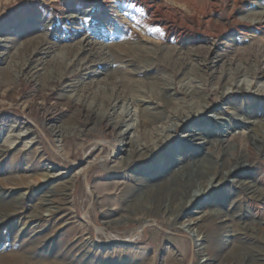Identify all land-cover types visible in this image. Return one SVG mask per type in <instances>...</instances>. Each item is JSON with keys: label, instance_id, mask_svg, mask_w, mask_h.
<instances>
[{"label": "rangeland", "instance_id": "1", "mask_svg": "<svg viewBox=\"0 0 264 264\" xmlns=\"http://www.w3.org/2000/svg\"><path fill=\"white\" fill-rule=\"evenodd\" d=\"M3 25L0 128L32 147L0 143V264H264V0H0Z\"/></svg>", "mask_w": 264, "mask_h": 264}, {"label": "bare ground", "instance_id": "2", "mask_svg": "<svg viewBox=\"0 0 264 264\" xmlns=\"http://www.w3.org/2000/svg\"><path fill=\"white\" fill-rule=\"evenodd\" d=\"M8 28H9V25L1 26L0 27V33H1L0 36ZM0 40L2 41L1 38H0ZM118 60L119 61H123L124 58H118ZM241 83H245V85L248 86V87L250 86V81H248L246 79H245V81H243ZM146 90H148V93H150L153 96V98L157 97V95H158L157 88H156L155 85H153L151 83H148V84L143 85V86L140 85V84H137V83H135L133 85H127V95H134V94L144 95V94L147 93ZM169 94H170L169 98L165 99L166 100L165 103L168 104V105H173L174 106L173 109L174 110H178V107H176L177 105L173 104V101L176 100L175 97L177 96V93H169ZM197 94L200 95V101L204 105L203 106L204 108H203L202 111H206V109L210 106L208 93L207 92H200L199 90L195 89L193 91V93L190 94V95L192 96V95H197ZM197 99H198V97H197ZM197 102H195L194 98H192L191 104L189 103L190 104L189 105L190 109H199V105H198ZM137 107H138L139 112L135 116H136L137 120L139 119L140 126L143 129H148L150 127H153L158 122L166 119L167 111H165V110H160L159 108H153V107H152L153 109H150L151 107L146 106V105L141 104V103H137ZM119 109L121 110L120 115L125 112V108L123 106L119 107ZM177 112L179 113V111H177ZM101 119L102 118L99 117V120H101ZM171 122L173 123V125L175 127L181 125V122L178 121L177 118L173 119ZM28 135H29V132L27 130H25L24 128H14L13 127L11 129H8V130H4L3 128H0V143L3 144L5 147L11 148V149L18 147L19 145H21L22 148H24V149L31 148L32 147V141H28V142H24V143L21 142ZM50 145H51V143H50ZM51 146L54 149V146L53 145H51ZM107 146H110V145H107ZM176 146H177V144H173L170 147L168 152L170 154L175 153L176 152ZM110 148L112 150V156H114V154L116 153V149L113 148L112 146H110ZM55 152H56L57 155L61 156L59 151L56 150ZM110 157L111 156H109V158ZM211 187H213V182L212 181L210 183H208V184L205 183L204 185H200L199 189L202 190V191H194L193 193H191L190 196H189V198H190L189 204L192 205V204H195V202H199V201L203 203L205 198H206V196L208 197V200H209L208 203L211 202L210 201L211 200V196L209 194V189ZM87 189H88V187H87ZM203 193H204V195L202 196ZM204 214H206L205 211L204 212H202V211L201 212H199V211L198 212H193V211H190V210H186V211L181 212L175 218V221L177 222V220H180L179 219L180 216L183 217L182 221H178V222H181L180 224H181V227H182L183 230H186L190 234L194 235L193 243L196 244V247L198 248V250H202L203 249V248L201 249L202 240L203 239L201 237L202 235H201L200 230H199V220L201 219V217ZM87 217H88V213L86 215V218ZM88 222L94 228L96 233H99L100 231H102L101 228L98 227L97 225H95L92 221L88 220ZM136 237H137V235H136ZM207 259H208L207 256L204 255V256H202L201 260H202V262H206Z\"/></svg>", "mask_w": 264, "mask_h": 264}, {"label": "water", "instance_id": "3", "mask_svg": "<svg viewBox=\"0 0 264 264\" xmlns=\"http://www.w3.org/2000/svg\"><path fill=\"white\" fill-rule=\"evenodd\" d=\"M85 184H86L87 187H89L88 181H87V178L86 177H85Z\"/></svg>", "mask_w": 264, "mask_h": 264}]
</instances>
